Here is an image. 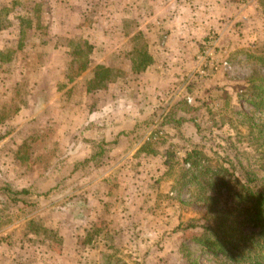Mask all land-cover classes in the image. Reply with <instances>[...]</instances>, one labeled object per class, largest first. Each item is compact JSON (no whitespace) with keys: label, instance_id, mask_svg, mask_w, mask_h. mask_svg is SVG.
Here are the masks:
<instances>
[{"label":"rangeland","instance_id":"374dc122","mask_svg":"<svg viewBox=\"0 0 264 264\" xmlns=\"http://www.w3.org/2000/svg\"><path fill=\"white\" fill-rule=\"evenodd\" d=\"M111 2L67 0L74 7L72 15H76L77 20L82 19L87 43L89 37L113 35L115 8ZM53 3L55 0H0V52L4 54L0 56V62L4 60L0 63V190L25 191L20 198L10 196L17 205L6 209L0 207V245L13 247L7 248L4 261L8 264H106L108 257H113L114 264H185L186 255L182 253L185 246L192 253V260L216 264L207 249L192 241L193 229L185 234L173 233L180 223L186 226L191 220L201 221L205 213L202 206L192 202L188 188L192 184L181 188L182 180L177 181L182 169H190L185 158L192 150V143H198L199 139H202L198 143L201 149L211 158L216 154L227 155L230 143L237 145L241 154L244 149L245 153L249 152L250 143L240 142L241 136L249 133L246 116H253L257 124L262 111L254 108L248 95L241 97L248 84H243L245 88L241 92L235 91L236 95L240 94L235 107L214 112L206 109L204 115L200 113L202 123L196 124L195 128L182 122L179 127L182 137L174 141L177 144L167 145L166 164L153 175L149 167V174L139 170L136 160L131 166V157L107 153L108 156L101 159L104 171L119 165L118 173L121 174L114 183L117 194L106 202L105 191L97 188L99 184H88V178L96 179L100 172L87 169L83 163L89 153L96 151L94 143H83L80 127L73 124L70 127L64 107L59 106H64L65 99L58 103L56 99L61 92H53L56 86L80 78L75 72L88 62L86 57L90 49L87 43L76 39L78 43L74 46L80 52L72 63L74 74H67L64 61L62 64L48 61L54 51L51 55L45 53V49H40L45 53L43 55L24 52L20 41L19 33L24 30L25 43L29 44L35 36L36 25H43L39 31L46 38L52 24ZM137 38L138 49L145 52L143 37L138 34ZM105 48L109 50L110 44ZM260 50L264 49L257 50V57L264 55ZM59 55L65 60L62 52ZM136 58L139 59L138 55L133 59L137 67ZM227 59L224 61L229 62L228 70L232 68L228 73L230 79H256L258 83H264V63L244 58L234 62ZM61 65L64 67L60 68ZM118 70L108 71L102 80L112 82L121 78L123 81L124 70ZM68 71L71 73V68ZM198 78V81H204L209 77ZM44 88L50 89L49 93L41 92ZM75 94L73 91L70 97ZM35 96L55 101L57 109L44 111L43 108L38 114L37 107L30 105ZM110 99L108 95L102 96L101 103ZM93 115L95 117V112ZM47 116L52 119L48 120ZM69 130L75 138L70 139L69 134L65 136ZM191 135L197 140H192ZM171 153L174 155L171 159L173 167L167 162ZM129 179L130 183L132 179L135 182L125 187ZM109 191L112 190L109 188ZM90 218L94 219L91 223ZM100 244L105 245L106 250L101 249Z\"/></svg>","mask_w":264,"mask_h":264},{"label":"crops","instance_id":"0c3cea01","mask_svg":"<svg viewBox=\"0 0 264 264\" xmlns=\"http://www.w3.org/2000/svg\"><path fill=\"white\" fill-rule=\"evenodd\" d=\"M53 4L52 24L46 38L40 32L43 25H36L30 43L26 45L25 40L22 41L23 50L41 55L46 51L51 55L54 51L48 61L58 64L64 61L66 70L71 68V73L67 70V74H74L72 63L80 52L74 45L76 39L86 42L85 27L81 18L77 20L76 15H72L74 7L67 0H55ZM111 6L115 8L113 35L89 37L86 67L75 72L80 78L74 82L65 81V85L56 86L53 91L54 94L61 92L56 99L58 103L65 99L64 106H59L64 107L70 127L71 124L80 127L83 143H94L96 151L89 153L83 163L87 169L100 172L96 179L89 177L88 184L97 182V188L105 191L106 202L117 194L114 183L121 174L118 173L119 165L104 171L101 159L104 160L107 153L131 157V166L136 160L139 170L144 174L150 171L153 175L166 164L167 145L177 144L174 141L182 137L179 128L182 122L195 128L196 124L202 123L206 109L222 111L235 107L236 98L240 96L235 91L241 92L247 80L230 79L228 73L232 68L212 71L208 79L198 81L196 61L212 32L221 37L217 56L220 62L227 58L233 62L243 58L249 60L258 53L257 50L264 49V0H254L246 6L239 0H112ZM138 34L143 37L145 53L150 58L142 69H138L133 61L141 52L137 47ZM106 44H110L109 50L105 48ZM80 48L83 50L81 45ZM40 49H45V53ZM61 52L65 60L59 55ZM121 66L124 67L120 69ZM100 68L124 70L122 75L126 77L123 81L121 78L104 81L95 76ZM49 90L44 88L41 92L49 93ZM73 91L76 94L70 97ZM105 95L110 96L111 101L101 103ZM31 101L30 105L37 107L38 114L43 108L44 111L57 109L55 101L48 97L35 96ZM71 133L73 131L69 130L65 136L69 134L70 139L75 138ZM194 134L200 138L198 133ZM190 138L197 140L192 135ZM130 182L129 179L125 187L132 186L135 181ZM5 189L0 190V207L4 209L17 205L12 199L20 198L13 193L16 191ZM92 221L94 219L90 218V223ZM100 247L106 250L105 245L100 244ZM7 248L13 249L9 245H0V264H8L4 261Z\"/></svg>","mask_w":264,"mask_h":264},{"label":"trees","instance_id":"16d2710c","mask_svg":"<svg viewBox=\"0 0 264 264\" xmlns=\"http://www.w3.org/2000/svg\"><path fill=\"white\" fill-rule=\"evenodd\" d=\"M20 35L22 42L25 31ZM137 55L140 60H136L137 67L142 69L150 58L142 51ZM251 60L263 64L264 55H252ZM107 74L108 70L100 68L95 76L102 79ZM246 84L249 87L246 85L242 97L248 95L254 108L262 111L257 124L253 116H246L249 133H245L247 137L241 136L240 142L250 143L247 147L249 152L245 153L244 149L241 154L239 147L230 143L227 155L216 154L211 158L201 149L198 143L202 139H199L198 143H192V150L185 158L190 169H182L177 181L182 180L181 188L192 184L188 187L192 202L202 206L205 213L201 221L191 220L186 226L180 223L173 233L185 234L193 229L192 241L207 249L216 264H264V83L252 79ZM168 157L170 161L167 162L173 167V153ZM5 190L13 192L9 188ZM24 192L13 193L18 196ZM182 253L186 255L185 264H200L191 259L192 253L185 246ZM112 258L108 257L106 264H114Z\"/></svg>","mask_w":264,"mask_h":264},{"label":"built area","instance_id":"2783aa9c","mask_svg":"<svg viewBox=\"0 0 264 264\" xmlns=\"http://www.w3.org/2000/svg\"><path fill=\"white\" fill-rule=\"evenodd\" d=\"M243 6L249 5L254 0H239ZM220 35L217 32H212L206 39L203 49L197 58L198 67L196 72L200 78L209 77L211 72L219 71L220 68H230L229 62H219L216 54L219 50Z\"/></svg>","mask_w":264,"mask_h":264}]
</instances>
